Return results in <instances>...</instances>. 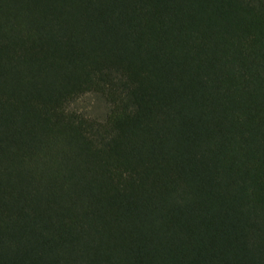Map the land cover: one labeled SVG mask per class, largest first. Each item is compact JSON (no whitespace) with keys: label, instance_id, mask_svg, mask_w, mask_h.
I'll return each instance as SVG.
<instances>
[{"label":"trees","instance_id":"16d2710c","mask_svg":"<svg viewBox=\"0 0 264 264\" xmlns=\"http://www.w3.org/2000/svg\"><path fill=\"white\" fill-rule=\"evenodd\" d=\"M0 264H264V0H0Z\"/></svg>","mask_w":264,"mask_h":264},{"label":"rangeland","instance_id":"374dc122","mask_svg":"<svg viewBox=\"0 0 264 264\" xmlns=\"http://www.w3.org/2000/svg\"><path fill=\"white\" fill-rule=\"evenodd\" d=\"M74 107L76 110L98 119H103L109 110L107 102L97 94L85 95L74 104Z\"/></svg>","mask_w":264,"mask_h":264}]
</instances>
